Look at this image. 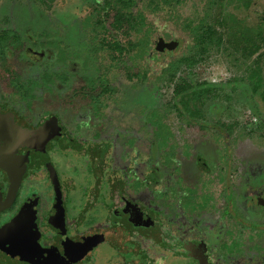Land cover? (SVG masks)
Instances as JSON below:
<instances>
[{
	"label": "flooded vegetation",
	"instance_id": "obj_1",
	"mask_svg": "<svg viewBox=\"0 0 264 264\" xmlns=\"http://www.w3.org/2000/svg\"><path fill=\"white\" fill-rule=\"evenodd\" d=\"M34 16L0 14V264H264V178L246 173L264 152L252 154L260 160L237 155L239 128L222 108L233 96L198 118L157 111V87L141 79L139 54L127 58L139 47L127 48L124 20L117 30L108 14ZM94 24L107 38L101 52L92 46ZM151 55L156 66L170 56ZM234 78L231 93L249 84ZM116 127L143 130L155 144L151 205L115 182L103 218L84 226L67 213L60 187L78 168L53 159L57 151L82 155L84 146L89 165L103 169L100 139Z\"/></svg>",
	"mask_w": 264,
	"mask_h": 264
},
{
	"label": "rangeland",
	"instance_id": "obj_2",
	"mask_svg": "<svg viewBox=\"0 0 264 264\" xmlns=\"http://www.w3.org/2000/svg\"><path fill=\"white\" fill-rule=\"evenodd\" d=\"M84 2L85 0H56L52 6L47 9L36 0H0V14H12L15 16L14 19L19 22L26 21L29 17L31 18L29 20H36V18H34L35 12L40 10L43 14L61 13L82 16L90 7L89 4ZM206 2L207 0H186L183 5L173 11L170 17L158 14L154 17V21L157 24L158 20L159 25L167 26L173 33L178 32L176 34L177 36L182 35L179 21L182 20V17L185 15L200 16L203 14L204 16L203 6ZM34 8L36 10H34ZM27 15H29V17H27ZM224 15L227 19L226 25L230 28L229 32L227 31L228 34H226V46L232 45L229 38L234 35L235 38L231 39H235L237 42V39L241 37L242 33H246V35L252 37V32L258 28L262 29V34L264 33V0H250L246 8L242 5L240 0H225ZM172 16L175 18V21L172 19ZM211 16L214 19L217 15L214 14ZM206 17L212 19L210 16L206 15ZM166 19H168V21H166ZM232 32H234V34H232ZM260 46L258 51L250 58L246 59V64L235 62L233 61V57H228L224 53L214 51L205 61L198 63L190 73L186 70L178 72L177 78L191 81L190 83H199L203 81L223 82L231 76H235L237 79L240 77L241 80H244L245 76L248 74L247 67L258 66L261 69L264 79V44L260 42ZM259 54H261L260 59L258 57ZM234 57L239 58V53L236 52ZM245 66L247 68L246 71L244 70ZM244 82L247 84L246 79ZM171 91L172 84L169 82H166L158 88L156 104L159 111H163V107L168 100H170L172 95ZM243 92H245L247 96H245ZM228 94H231L235 100L232 106L233 113L228 118H232L234 121L238 120L240 123L238 127L239 141L237 155L239 158L251 157L260 160V155L253 156L252 154L255 152H264V129L261 128L259 131H256L257 124H259L256 119L258 115H252L249 107L244 104V98L246 97L247 100L251 101V105H254V100L250 96V90L248 88L244 90L242 87ZM260 118L264 120L263 117ZM173 119H167V124L172 126ZM163 121L166 123V119ZM179 126L181 125H178L175 121L173 128L171 127L174 130V135H176ZM247 129H251L253 132L249 136L247 134H242V132ZM257 132L260 133L261 140L255 137L258 135ZM197 133L196 130H193L190 131L189 134H191L190 137L192 140L198 142ZM247 136L248 138L252 136L251 141L246 139ZM148 138V135L143 130H136L131 133H129L127 129H119L117 127L108 130L105 136L103 135L100 139V141L106 143L105 157L103 159L104 163L102 165L103 169L94 168L93 166L92 168L89 165L90 162L87 161L85 157L84 146H82L81 150L82 155L65 154L62 151H57L53 159L57 166L59 164L66 170L73 164L77 166L79 171V174L70 171L65 172L60 180L61 190L66 194L65 207L67 213L70 216L81 215L84 226H89L91 222L103 218L105 215L104 208L109 205L108 191L111 187H114L112 184L115 182L123 184L122 190L130 200L138 204L142 203L144 206H147L149 200L151 205L150 192L153 191L152 189L154 186L152 183L148 182L147 178L150 173L159 172V170L154 164L155 144ZM122 140H125V144L122 143ZM181 142L182 141H180V143ZM251 142L258 144L255 145ZM159 152L160 154L164 153V149ZM246 173L253 174V179H263L264 163L262 161L249 163L246 168ZM100 174H103V177L100 179L101 181L98 182L97 176ZM133 176H136L138 184L132 183ZM103 180L105 181L102 183ZM96 182L99 184L98 188L96 187ZM133 185H135V188ZM128 188L132 190L133 194ZM42 200L43 203H47L44 197H42Z\"/></svg>",
	"mask_w": 264,
	"mask_h": 264
},
{
	"label": "trees",
	"instance_id": "obj_3",
	"mask_svg": "<svg viewBox=\"0 0 264 264\" xmlns=\"http://www.w3.org/2000/svg\"><path fill=\"white\" fill-rule=\"evenodd\" d=\"M36 1L49 9L56 0ZM185 1L186 0H103L102 4L89 7L86 15H113L114 20L112 22V27L117 30L124 20L126 25L125 39L127 48L136 49V47H139L137 51L135 50V54L126 51L127 58L133 62L136 59V55L139 54V62L142 64L141 79L151 82L148 85H154L153 87L156 86L157 95L159 87L166 82L172 84V95L170 100H168L163 107V111L171 109L179 114L184 112L187 117L192 119L198 118L200 114L206 110L210 109L212 111L216 106L225 105V102L220 100L229 97L228 93H231L229 91L232 85H229L228 78L226 82L221 83L206 81L190 83L191 81L177 78V73L184 70L190 73L198 63L205 61L214 51L224 53L228 57H233V61L235 62L246 64V59L250 58L261 47L260 42L264 44V33L262 34L261 28L253 31L252 37L246 35V33H242L239 39L236 38L237 42L235 39H231L235 38L234 35L229 38L232 45L226 46V34H228L227 31L229 32L230 28L226 25L227 19L224 15L225 0H207L206 4L203 6L204 16L203 14L200 16H183L182 20L179 21L182 35L177 36L176 34L178 32L173 33L167 26L159 25L158 20L156 24L154 21L155 16L162 14L166 17H170L173 11L183 5ZM240 1L246 8L250 0ZM34 10L36 9L34 8ZM35 13L39 14L42 13V11H36ZM214 14L217 16L213 19L211 15ZM206 15L210 16L212 19H208ZM172 19L175 21L174 17ZM166 21H168V19H166ZM86 24L89 25L90 23H83V25ZM93 26L94 30L99 31L91 38L92 46L94 47V52H101L102 47L105 46L103 42L106 41L107 38L102 36V32L100 31L102 28L100 29V26L95 24ZM234 32H232V34H234ZM153 49L156 52L168 51L170 56L162 64L156 66V62L152 59L151 55ZM236 52L239 53V58L234 57ZM258 57L260 59L261 54H259ZM244 68L245 71L248 68V74L245 77L249 79V84L246 86L244 83L242 87L244 90L246 88L250 90V96L254 100V105H251V101L247 100L246 97L244 98V104L249 107L253 115L264 118V79L261 69L258 66L247 68L245 66ZM151 73L154 75L150 76ZM229 78L232 79L234 76ZM236 80L241 81V78H236ZM233 90L234 88L232 92ZM243 93L245 94V92ZM245 96L247 95L245 94ZM230 105L233 106V103L228 102L224 107L221 106L223 110L229 112L227 116L230 115V110H232V106L229 108L227 107ZM207 106H209V108ZM157 111L159 110L157 109ZM182 116L183 115H180V117ZM233 123L237 127L240 126L238 120ZM261 128L264 129V123L262 122L259 124V129Z\"/></svg>",
	"mask_w": 264,
	"mask_h": 264
}]
</instances>
